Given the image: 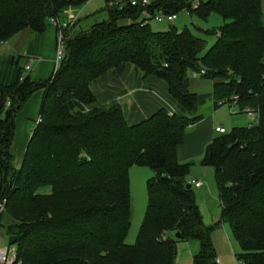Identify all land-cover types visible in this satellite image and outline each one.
<instances>
[{
	"label": "trees",
	"instance_id": "obj_1",
	"mask_svg": "<svg viewBox=\"0 0 264 264\" xmlns=\"http://www.w3.org/2000/svg\"><path fill=\"white\" fill-rule=\"evenodd\" d=\"M87 1L0 0V43L25 30L42 34L62 9ZM130 1L105 0L108 20L88 30L74 21L63 34L65 56L49 79L23 75L22 63L13 85L0 83V196L12 221L7 234L15 237V264H175L179 243L195 244L192 264H217L211 240L217 225H204L194 188H186L192 164L179 163L177 149L203 119L200 107L212 101L218 108L235 96L240 111L258 112L257 123L218 134L200 164L213 169L219 223L229 225L239 248L236 261L264 264L262 0H148L145 7ZM160 12L201 20L215 13L227 23L204 52V41L187 29L152 31L148 21ZM122 20L129 23L119 25ZM11 65L19 67L16 58ZM126 65L143 79L164 82L175 113L160 109L129 125L116 103L90 108L97 102L90 84L108 72L120 77ZM199 70L212 82L210 94L190 91L189 72ZM39 90L41 109L15 169V118ZM132 167L153 176L146 182L143 222L135 243L127 245Z\"/></svg>",
	"mask_w": 264,
	"mask_h": 264
},
{
	"label": "crops",
	"instance_id": "obj_2",
	"mask_svg": "<svg viewBox=\"0 0 264 264\" xmlns=\"http://www.w3.org/2000/svg\"><path fill=\"white\" fill-rule=\"evenodd\" d=\"M261 12V24L264 28V0L261 2ZM55 50L56 30L51 26H48L42 34H33L25 30L11 40L0 43V83L5 86L13 85L19 77L21 72L20 64L22 63L23 75L28 74L35 81L49 79L55 66ZM12 57L17 59L19 67L11 65ZM26 66H29V70H25ZM90 89L97 99L96 104L90 108L116 103L124 111L129 125L138 124L160 109L166 110L169 114L176 111L175 103L168 95L167 85L154 78L143 79L141 72L135 71L131 65L125 66L120 77H114L112 72H108L103 77L93 81L90 84ZM191 92L196 93L195 91ZM43 95V90L33 93L16 115L11 143V150L15 158H17L14 164L15 169L21 166L33 130L32 124L41 109ZM199 123L189 129L192 130L198 127ZM214 129L215 127L213 131ZM200 130L202 131V129ZM189 133L185 134L183 144L177 149V161L179 163H184L192 155L202 157L206 146L216 137L212 133L209 134L207 132L208 135L197 132ZM190 145H196L194 153H187V147ZM201 188L202 185L200 188L194 189L200 190ZM5 216H2L1 225ZM11 223L10 219V222L4 227L7 229ZM0 235L2 234L0 233ZM211 240L215 249L217 264H238L235 259L236 253L233 250L232 257H230V254L221 247L216 238L211 237ZM227 241L228 243L230 242L228 238ZM186 248L191 251L190 247ZM10 251L15 254V249ZM190 255L192 259L193 254L190 253ZM177 256L179 262L176 264H180L183 256L182 254L181 257Z\"/></svg>",
	"mask_w": 264,
	"mask_h": 264
},
{
	"label": "rangeland",
	"instance_id": "obj_3",
	"mask_svg": "<svg viewBox=\"0 0 264 264\" xmlns=\"http://www.w3.org/2000/svg\"><path fill=\"white\" fill-rule=\"evenodd\" d=\"M58 18L61 22L65 23L79 21L80 28L88 30L92 25L108 20L106 2L105 0H88L80 5L66 7L60 11ZM148 22L149 28L154 32H166L171 26L179 31L184 29L189 30L193 35L204 41V52H206L215 43L218 29L227 23V21H224L218 14L215 13L211 14L207 19L201 20L193 15L191 16L187 12L176 15L173 25H170L166 21L156 22L152 19ZM128 23L129 21L126 20L119 21V25ZM188 78L190 91H195L197 94L201 95L210 94L212 89V82L210 80L205 78L192 79L190 76H188ZM198 114L202 116V122L199 123L198 127L192 130L188 129L186 134L189 132V134L197 132L205 135H208L207 133H212L214 136L218 137L220 135L214 133V127H222L227 133H229L233 128H247L251 123L250 118L246 114H233L230 111L229 106L223 105L215 109L212 101H207L203 107H200ZM33 127L34 122L32 124V128ZM200 129H202V131ZM187 148V153H194L196 145H190ZM15 160L17 161V158H15ZM201 160L202 157L192 155V157H189L187 161L182 163L192 164L189 168L188 174L186 175V180L189 182L190 179H195L201 183L202 188L200 190L192 189V191L194 193L195 201L201 214L202 221L207 227L217 225L212 232L211 237L216 238L221 247L227 251L228 254H230V257H232V252L234 251V253L237 254L239 252V248L232 239L229 225L227 223H219L221 220L222 210L219 202V193L214 178V172L211 167L202 166L200 164ZM152 176L153 173L145 167H132L128 172L131 219L130 227L125 240L127 245L135 243L139 228L143 222L147 207L146 182ZM47 192H49V188L40 190V193L42 194ZM9 222L10 219L8 216H5L3 219V226L0 227V233L2 234L0 235V250L4 248H9L10 250L16 249L15 245L8 246L9 235L7 234V229L4 225ZM227 238L229 239L230 244L228 243ZM193 245L195 244L179 243L177 245V255L181 257L182 254L183 256L180 264H192L190 253L194 254L196 250ZM186 247H190L191 251H188ZM177 262H179L178 256H176L175 264Z\"/></svg>",
	"mask_w": 264,
	"mask_h": 264
},
{
	"label": "built area",
	"instance_id": "obj_4",
	"mask_svg": "<svg viewBox=\"0 0 264 264\" xmlns=\"http://www.w3.org/2000/svg\"><path fill=\"white\" fill-rule=\"evenodd\" d=\"M148 4H149L148 0H131L130 1L131 6L145 7ZM197 5H198V1H194L193 6H197ZM148 17H150V16H148ZM150 18H152L156 22L166 21L168 23H173V21L175 20L174 15H164L161 12L158 13L157 15L153 16V17H150ZM73 23H74V21L68 22V23L61 22L59 19H56V18L50 19V21H49V25L56 30V50H55L54 71L58 67L59 62L65 56V43H64V36H63L64 31L67 30L71 25H73ZM145 23H147V22H145ZM25 70H29V66H26ZM204 75H205L204 70L191 71L189 73V76L192 79L202 78ZM237 100H238V97H236V96L232 97L230 103H221V106H223V105L229 106L230 111L233 114H238L240 112H243L244 114H246L251 120L249 127L252 126L253 124H256L258 119H259L258 112H254V110L250 109L249 107H246L240 111V109L237 106ZM8 105H9V103L6 104V107H8ZM38 122H39V120L37 121V123ZM214 131L217 134H224L225 133V130L219 126L215 127ZM188 184L190 186L196 188V189L201 187V183L198 181H195V180H190L188 182ZM6 204H7V200L4 197L0 196V221H1V218L6 211ZM216 263H217V261H216ZM0 264H15V254L12 251H10L9 248H4V249L0 250Z\"/></svg>",
	"mask_w": 264,
	"mask_h": 264
},
{
	"label": "water",
	"instance_id": "obj_5",
	"mask_svg": "<svg viewBox=\"0 0 264 264\" xmlns=\"http://www.w3.org/2000/svg\"><path fill=\"white\" fill-rule=\"evenodd\" d=\"M187 189H191V186L188 184L186 186ZM177 238H179V235L176 236ZM14 241H15V237L11 236L9 237V240H8V246H12L14 245Z\"/></svg>",
	"mask_w": 264,
	"mask_h": 264
}]
</instances>
